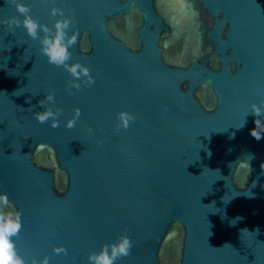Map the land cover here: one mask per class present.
I'll use <instances>...</instances> for the list:
<instances>
[{
	"label": "water",
	"instance_id": "water-1",
	"mask_svg": "<svg viewBox=\"0 0 264 264\" xmlns=\"http://www.w3.org/2000/svg\"><path fill=\"white\" fill-rule=\"evenodd\" d=\"M25 2L52 26V0ZM55 6L79 29L72 61L95 83L69 91L73 77L38 39L0 23V191L21 214L16 250L29 262L88 264L127 234L116 264H264V139L250 135L253 115L240 127L264 100V0ZM10 16L22 14L0 0V21ZM50 91L55 128L35 118ZM121 111L136 119L117 130ZM249 152L244 183L246 170L228 163Z\"/></svg>",
	"mask_w": 264,
	"mask_h": 264
},
{
	"label": "clouds",
	"instance_id": "clouds-1",
	"mask_svg": "<svg viewBox=\"0 0 264 264\" xmlns=\"http://www.w3.org/2000/svg\"><path fill=\"white\" fill-rule=\"evenodd\" d=\"M12 2L17 12L22 14V17L10 16L0 21V23H5L9 29L22 25L29 37L33 40L38 39L40 51L46 56L48 62L57 67L62 66L73 77V79L69 81V91H71L72 88L79 90L82 83H95V78L91 75V71L86 64H83L79 60L72 61L71 49L73 45L77 43L79 29L72 28L73 21L71 17L65 15L62 8L55 6V0H52L53 7L50 9V13L57 18L54 20L51 27L32 16L30 7L25 0H12ZM70 28H72L71 33H69ZM69 61L72 62L70 63ZM54 102L55 94L50 91L45 94L43 99L38 101L42 106V110L35 112V118L40 123L50 121L51 127L53 128L58 127L60 124L57 117L61 111V109L52 106ZM250 109L251 110L245 115L244 122L240 127L245 125L247 115L251 114L254 117V126L249 130L250 135L256 140L264 139V119H262V117H264V100L259 103L253 102ZM79 116L80 109H74L73 116L65 122V126L68 128L74 127ZM135 119L134 113L121 111L118 113L119 124L117 125V130L120 127H129L130 121H134ZM232 135L234 136V133ZM208 155H211L210 151ZM253 159L254 154L249 152L246 158L238 157L234 161H230L228 163L230 172L233 166L237 173H239L240 170H246L244 183H248V177L253 170L251 165ZM260 167L264 170V161H261ZM258 179L259 177H257V180ZM257 180L252 181L254 187ZM232 198L233 197H230L224 202L227 203ZM9 204L10 201L7 192L0 191V264H50L49 257L46 255L40 258L33 257L29 262V260H26L25 257L16 250L13 238L22 227L21 214L19 210L14 209V207H8ZM234 219L237 222L242 219V217L237 216ZM244 229L249 231L247 228ZM255 231L258 232L259 229L257 228ZM131 247L132 242L129 236L127 234L121 235L116 242L102 245L99 251L89 252L88 264H116L119 258L129 254ZM53 251L60 253L66 252L67 249L60 245L54 246Z\"/></svg>",
	"mask_w": 264,
	"mask_h": 264
}]
</instances>
